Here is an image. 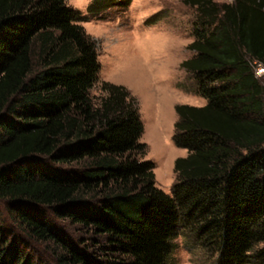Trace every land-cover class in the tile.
Listing matches in <instances>:
<instances>
[{
	"label": "trees",
	"instance_id": "1",
	"mask_svg": "<svg viewBox=\"0 0 264 264\" xmlns=\"http://www.w3.org/2000/svg\"><path fill=\"white\" fill-rule=\"evenodd\" d=\"M182 2L195 10L182 67L207 104L176 107L187 156L167 194L130 91L90 95L100 66L81 13L0 0V264H177V239L214 264H264V0Z\"/></svg>",
	"mask_w": 264,
	"mask_h": 264
},
{
	"label": "rangeland",
	"instance_id": "2",
	"mask_svg": "<svg viewBox=\"0 0 264 264\" xmlns=\"http://www.w3.org/2000/svg\"><path fill=\"white\" fill-rule=\"evenodd\" d=\"M94 1L66 0L67 6L85 18L79 25L96 44L100 71L90 95L99 96L102 82L130 91L143 125L140 142L147 146L142 161L153 164L155 187L171 194L177 179L175 162L187 156L174 141L176 107L207 104L182 67V62L194 56L189 45L195 10L182 0H131L127 5L117 0L113 6L99 7ZM64 228L74 241L86 239L80 228L68 224ZM176 243L173 257L177 264H214L203 251L189 252L181 239ZM41 249L47 256L45 247Z\"/></svg>",
	"mask_w": 264,
	"mask_h": 264
},
{
	"label": "built area",
	"instance_id": "3",
	"mask_svg": "<svg viewBox=\"0 0 264 264\" xmlns=\"http://www.w3.org/2000/svg\"><path fill=\"white\" fill-rule=\"evenodd\" d=\"M255 76L264 77V64L255 62Z\"/></svg>",
	"mask_w": 264,
	"mask_h": 264
}]
</instances>
